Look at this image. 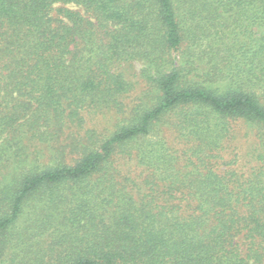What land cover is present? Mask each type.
I'll return each mask as SVG.
<instances>
[{"label":"trees","instance_id":"16d2710c","mask_svg":"<svg viewBox=\"0 0 264 264\" xmlns=\"http://www.w3.org/2000/svg\"><path fill=\"white\" fill-rule=\"evenodd\" d=\"M0 264H264V0H0Z\"/></svg>","mask_w":264,"mask_h":264},{"label":"rangeland","instance_id":"374dc122","mask_svg":"<svg viewBox=\"0 0 264 264\" xmlns=\"http://www.w3.org/2000/svg\"><path fill=\"white\" fill-rule=\"evenodd\" d=\"M139 66H140V64L136 63V65H135L136 69ZM142 86L143 85L141 83L136 84V88H135V90L133 91V93H132V95L130 97L133 98L134 96H137L140 93V90H141ZM130 97H127L126 102L131 103L130 101H132V99ZM105 121L106 120L102 119V122H105ZM104 124L107 125L106 122Z\"/></svg>","mask_w":264,"mask_h":264}]
</instances>
